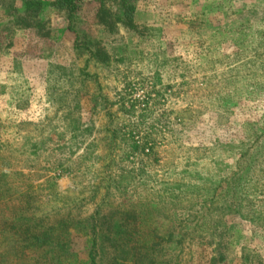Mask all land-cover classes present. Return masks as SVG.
Segmentation results:
<instances>
[{
	"label": "rangeland",
	"instance_id": "obj_1",
	"mask_svg": "<svg viewBox=\"0 0 264 264\" xmlns=\"http://www.w3.org/2000/svg\"><path fill=\"white\" fill-rule=\"evenodd\" d=\"M54 2L0 0V264L27 217L69 254L10 264H88L108 224L154 264H264V0Z\"/></svg>",
	"mask_w": 264,
	"mask_h": 264
},
{
	"label": "trees",
	"instance_id": "obj_2",
	"mask_svg": "<svg viewBox=\"0 0 264 264\" xmlns=\"http://www.w3.org/2000/svg\"><path fill=\"white\" fill-rule=\"evenodd\" d=\"M83 1L85 0H56L54 5L68 9L69 12L74 13L78 5ZM43 220L44 218H39L35 221L27 217L26 221L19 227L12 224V229H18L20 231L19 235L16 232L12 234L14 235L13 237L5 234L1 243L6 245V248L7 246L9 248V245L13 249L17 247L16 253L13 254L16 259L13 257L10 260L7 257V259H4L5 264L18 261V259L20 262L23 261L25 257L22 256V252L27 250L32 251L34 248H49L47 253H50L49 256L52 257L51 259L60 257L62 254H69L67 245V241L69 240H66V236L63 235L61 230V225L64 221L60 220L56 224L50 226L48 224L45 226ZM103 224H100L101 230L103 229ZM93 226H96V224H93ZM124 229L126 228L121 224H108L106 230L108 232L114 231L113 234L115 235L111 238H104L105 234L102 233L103 238H101V241L96 238L93 239L88 253V264H154V261L151 262L148 260L150 257V253L147 252V248H149L148 243L145 240H143V243L141 239L133 238L132 236L123 237L122 234L126 233ZM96 233L94 232L93 237H95ZM104 247H108V251ZM10 251L11 248L8 249V254ZM55 254L56 256L54 257ZM6 255L7 252L4 256ZM65 256L62 255V258L66 259ZM169 260L173 261L174 259L170 258ZM169 260L166 262L170 263L171 261Z\"/></svg>",
	"mask_w": 264,
	"mask_h": 264
}]
</instances>
